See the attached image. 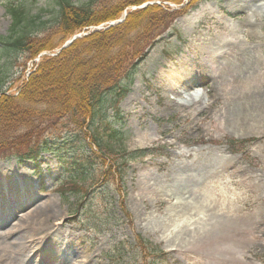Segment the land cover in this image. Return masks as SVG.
<instances>
[{
    "label": "rangeland",
    "instance_id": "obj_1",
    "mask_svg": "<svg viewBox=\"0 0 264 264\" xmlns=\"http://www.w3.org/2000/svg\"><path fill=\"white\" fill-rule=\"evenodd\" d=\"M57 1L0 0V35L6 39L25 30L44 35L56 24ZM257 1L264 2H200L178 17L138 65L120 103L124 119L115 127L127 135L123 143L128 151L151 147L153 154L129 161L123 192L114 179L102 185L98 161L79 168L67 155L62 165L53 152L43 153L38 165L0 159V194L10 189L12 202L34 197L38 204L52 202L62 214L50 222L62 233L57 232L54 247L35 256L39 263L45 264L48 255L53 260L67 256L62 264H216L221 231L246 225L253 227V242L240 244L236 237L232 260L240 263L246 253L252 264H264V7L258 12L250 8ZM8 5L23 9L34 21H24L13 32ZM220 35L230 40L210 49L218 57L213 62L206 52ZM27 55L0 42V89L16 86L15 80L33 67ZM218 66L226 73L220 74ZM207 70L216 76L207 78ZM232 70L235 78H227ZM194 85L207 86L211 100L197 108L179 105L182 93ZM247 86L260 93L258 103L234 100ZM251 137L256 138L252 144H240L237 151L227 144ZM113 143L120 150L122 141ZM70 182L89 189L88 196L83 189L66 187ZM65 187L72 191L62 197L58 190ZM124 194L133 226L119 203ZM1 197L0 213L9 212ZM135 232L165 253L146 255L136 246ZM1 233L6 242L13 240L7 231Z\"/></svg>",
    "mask_w": 264,
    "mask_h": 264
},
{
    "label": "trees",
    "instance_id": "obj_2",
    "mask_svg": "<svg viewBox=\"0 0 264 264\" xmlns=\"http://www.w3.org/2000/svg\"><path fill=\"white\" fill-rule=\"evenodd\" d=\"M148 1L154 2L141 7ZM204 0H58L55 11L56 24L49 32L39 36L30 31H20L8 38L0 35L3 44L27 52L26 61H33V68L6 90L0 89V159L15 157L19 162L38 165L45 152H53L63 165L70 155L76 167H86L98 161L102 164V185L114 179L118 191L131 159L151 152L150 149L130 152L123 143L126 134L117 122L124 116L121 101L130 92L138 65L147 57L175 20L197 7ZM177 7H172L170 4ZM137 8L133 9L132 7ZM12 16V31L29 19L24 10L8 5ZM125 19L107 26L111 21ZM105 24L75 39L72 44L59 49L74 34ZM120 140L118 150L113 141ZM250 139L230 140L233 150L239 144L248 146ZM80 143H85L84 147ZM101 185V186H102ZM72 189L88 190L78 182L66 183ZM59 190L65 197L72 191ZM83 200V199H81ZM83 205V203L81 204ZM120 205L130 219L125 194ZM136 244L144 253H165L135 232Z\"/></svg>",
    "mask_w": 264,
    "mask_h": 264
},
{
    "label": "bare ground",
    "instance_id": "obj_3",
    "mask_svg": "<svg viewBox=\"0 0 264 264\" xmlns=\"http://www.w3.org/2000/svg\"><path fill=\"white\" fill-rule=\"evenodd\" d=\"M264 2L257 1L253 3L250 7L251 10L258 12L260 7ZM229 35L224 36L220 35L216 39L212 40L211 45L208 46L206 42H202V45L208 46V51L206 52L207 57L215 62L217 61L218 57L215 54L214 50H210L211 48H223L225 44L229 41ZM220 69V74H225L226 69L224 67L218 66ZM215 67H213L214 69ZM207 78H213L216 74H211L209 70L206 72ZM228 77L230 79L235 78V71L227 72ZM187 96H192L189 100L187 105L180 102L179 105L187 106L190 108H197L200 107L204 102L210 101L211 96L207 90L204 89H193V94L191 95L188 92L185 93ZM260 93L257 89H253L251 86H247L244 91L238 93L234 100L243 105H251V98L254 100V104L258 103V97ZM12 188L13 185H12ZM6 192V194L1 193L0 197L5 199L6 206H8V211H2L0 213V264H43L42 262L39 263V260L35 258L42 249L45 252L51 247H54V242L58 239L57 232L62 233L61 228L56 230L53 225H50V222L56 219H61L62 214L58 213V210L55 208V205L50 202H41L36 203L37 198L34 197L33 200L30 201H22L17 200L13 201L14 195ZM10 201V203H8ZM10 204V205H9ZM4 205V209L6 207ZM15 218V219H13ZM13 219V220H12ZM64 222V221H63ZM62 222V224H63ZM9 223L10 227L5 228ZM61 224V225H62ZM4 233L7 231L8 236L12 237V241L6 242L3 236ZM253 227L243 226V225H233L231 227L224 228L218 239L223 246L218 247L217 252L214 254L213 261L216 264H252L250 261L247 260V254H244V260H241L240 263H236L233 259V249L232 243L235 241L236 237L239 239L240 244H245L247 242H253L251 240ZM69 238L71 236L69 235ZM208 241H204L203 244H207ZM77 247L75 251H77ZM66 257L61 260H53L51 257L47 255V259L44 258L45 264H62L66 261ZM88 258L87 261H89ZM89 263V262H88ZM69 264H77L75 262L70 261Z\"/></svg>",
    "mask_w": 264,
    "mask_h": 264
},
{
    "label": "water",
    "instance_id": "obj_4",
    "mask_svg": "<svg viewBox=\"0 0 264 264\" xmlns=\"http://www.w3.org/2000/svg\"><path fill=\"white\" fill-rule=\"evenodd\" d=\"M121 21H122V20H121ZM79 36H80V35H76V36H74L73 38H71L70 40H68V41L63 45L62 48H64V47L68 46L69 44H71V43L73 42V40L76 39V38H78Z\"/></svg>",
    "mask_w": 264,
    "mask_h": 264
}]
</instances>
